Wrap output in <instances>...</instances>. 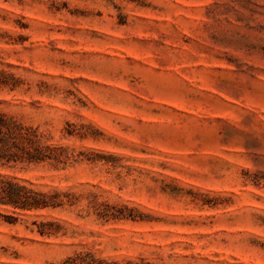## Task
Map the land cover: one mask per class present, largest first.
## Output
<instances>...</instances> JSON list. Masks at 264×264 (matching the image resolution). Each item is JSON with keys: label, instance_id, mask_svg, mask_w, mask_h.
Masks as SVG:
<instances>
[{"label": "rangeland", "instance_id": "374dc122", "mask_svg": "<svg viewBox=\"0 0 264 264\" xmlns=\"http://www.w3.org/2000/svg\"><path fill=\"white\" fill-rule=\"evenodd\" d=\"M3 33L0 109L66 161L0 162L63 203L0 208V264H264V0H0Z\"/></svg>", "mask_w": 264, "mask_h": 264}, {"label": "trees", "instance_id": "16d2710c", "mask_svg": "<svg viewBox=\"0 0 264 264\" xmlns=\"http://www.w3.org/2000/svg\"><path fill=\"white\" fill-rule=\"evenodd\" d=\"M6 36L5 33L0 36ZM19 39L24 40L21 36ZM24 80L11 71L0 69V92H14L24 85ZM2 104V103H0ZM69 135L71 133H68ZM66 150L52 147L44 142V135L38 127L26 124L14 113L0 109V162L4 164H64ZM62 194L46 193L34 190L23 183L0 175V208L13 211H34L57 208L63 205ZM0 216H2L0 214ZM140 221L149 218L147 215L129 216ZM69 264H105L96 260L93 255L76 254L68 259ZM130 264V263H128Z\"/></svg>", "mask_w": 264, "mask_h": 264}]
</instances>
